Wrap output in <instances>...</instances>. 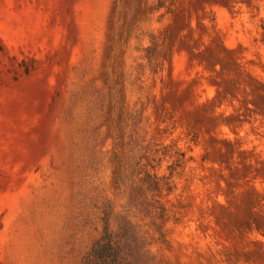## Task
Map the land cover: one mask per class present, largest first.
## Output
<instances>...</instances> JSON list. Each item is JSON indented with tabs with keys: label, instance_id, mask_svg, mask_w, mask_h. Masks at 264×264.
Returning a JSON list of instances; mask_svg holds the SVG:
<instances>
[{
	"label": "rangeland",
	"instance_id": "374dc122",
	"mask_svg": "<svg viewBox=\"0 0 264 264\" xmlns=\"http://www.w3.org/2000/svg\"><path fill=\"white\" fill-rule=\"evenodd\" d=\"M105 227L264 264V0H0V264H104Z\"/></svg>",
	"mask_w": 264,
	"mask_h": 264
},
{
	"label": "trees",
	"instance_id": "16d2710c",
	"mask_svg": "<svg viewBox=\"0 0 264 264\" xmlns=\"http://www.w3.org/2000/svg\"><path fill=\"white\" fill-rule=\"evenodd\" d=\"M91 256L104 264H125L121 245L113 233L105 227L100 238L94 243Z\"/></svg>",
	"mask_w": 264,
	"mask_h": 264
}]
</instances>
